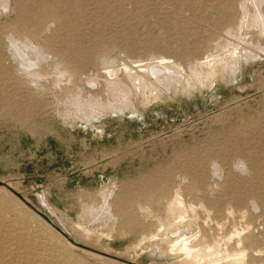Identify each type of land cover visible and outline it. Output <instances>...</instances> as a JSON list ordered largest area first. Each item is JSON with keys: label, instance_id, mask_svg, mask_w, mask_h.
Masks as SVG:
<instances>
[{"label": "rangeland", "instance_id": "rangeland-1", "mask_svg": "<svg viewBox=\"0 0 264 264\" xmlns=\"http://www.w3.org/2000/svg\"><path fill=\"white\" fill-rule=\"evenodd\" d=\"M241 1L0 0V264H231L234 253L264 264V51L252 31L251 46L227 35ZM23 37L48 54L32 83L9 47ZM228 41L256 58L186 87L187 67L225 56ZM160 61L182 69L155 100L113 95L93 119L65 111L75 94L110 84L116 95L124 65ZM60 70L71 80L55 82ZM105 191L110 219H89ZM177 198L196 217L173 220ZM183 241L207 258L191 260Z\"/></svg>", "mask_w": 264, "mask_h": 264}, {"label": "bare ground", "instance_id": "bare-ground-1", "mask_svg": "<svg viewBox=\"0 0 264 264\" xmlns=\"http://www.w3.org/2000/svg\"><path fill=\"white\" fill-rule=\"evenodd\" d=\"M263 5H264V0H242L241 6L238 5V8L240 6L239 12L241 13V15L239 17V21L237 22V28H238L237 30L238 31L228 32L227 35L236 39L237 40L236 42H239L241 44L244 43V45H246V46H249V45L251 46L252 45L251 42L250 41L248 42L246 37L243 35H246L249 31L250 32L252 31L255 34V37L257 39L253 48L256 50H259V51H264V47H261V45L259 43L260 40H264V11L262 10ZM42 13L45 16L48 14L44 10H42ZM13 40L15 42L9 41L10 45L9 44L8 45L10 48L13 49V52L11 54H14L16 56V58H18L17 60H20L19 61L20 63H18L17 65L20 64L21 68L18 67L19 70L17 71V73L21 74L23 76V79L29 83L30 82L32 83V81L35 82V80L38 81L37 77L38 76L43 77L45 74L43 73L44 74L43 75L40 73L39 75L35 76V75H33V73H32L33 70L31 68L33 66L37 65L38 63L45 61L46 56L48 54L46 55V53L43 52L37 46L36 42H33L32 40H31V42L26 41L28 39L24 40V37L18 38V39L13 38ZM225 44H226L225 45L226 49L228 47V50H227L228 53L224 54L225 56H223V54H220L217 57H211V59H209V60L195 61L193 65L187 67V69L185 71V74L187 77L186 87H188V88L191 87L192 90H195L196 88H199V87H205L206 88V86H208L209 83H211L213 81V79H215L217 76H219L220 78L222 77L223 79L224 78L229 79L230 76L233 75V72L236 70V68L240 62L245 63V62H248V61L256 58V54L254 52H252V50L251 51L245 50V49L241 48L240 46L237 47L236 44L233 45L229 41ZM224 53H226V50ZM185 55H187V53L181 52V56H185ZM123 67H124V69L121 72L123 73V75H126L125 78L127 79V82H125V85H124L125 87H120V91L116 95L112 92L113 88H111L110 84L103 86V95L102 94H100V95L99 94L87 95V93H85L82 97H80L77 94H75L73 97H71V99L69 98V100L67 102L68 104L65 108L66 109L65 111L68 112L69 115H71L75 118L81 119V120H83L87 117L93 119L94 116L103 114L107 111H111L115 107L114 105L116 104L117 101L114 98H112L113 95L117 99L121 98V100H123V99L126 100V99H130V98L132 100L137 96L140 98V101H142L143 103L145 102V104H146L148 100L150 101V99L154 98V100H155V98L159 94V91H160V95H161V89H160L161 87L159 88V86L163 85L166 87L169 84L176 82L178 80V78L173 77L172 73H178L179 70L182 69V67H179L176 65H165V63H162L161 61H160V63L156 62V63L148 64L147 66L144 67L145 68L144 71H137L136 69L131 68L127 65H124ZM66 71H64V70L57 71L56 73H58V74H57V78L55 79V82L59 83V82H62V80H64V79H65V82L70 81L71 77ZM107 74H108V76L113 77L115 75V71L107 70ZM110 91L113 93L112 95L109 94ZM162 93H163V91H162ZM143 103H141V104H143ZM63 106H65V105H63ZM66 118H68V117L66 116ZM145 188L147 189L146 186H145ZM107 189H109V188H107ZM127 191H128V189H127ZM124 192L126 193V191H123V193ZM102 193H103L102 196H101V194L99 196L101 199V200L100 199L99 200L102 201L101 204L99 202L101 207L98 209H93V208L88 209L89 210L88 215H87L88 218L90 217L91 219H97V218L101 217V218H105L106 221H107V219H110L109 218L110 214L108 211V209L110 210V207H109L108 202H107V197L109 195L107 196L108 192H106L105 194H104V192H102ZM109 193H111V192H109ZM108 200H109V198H108ZM40 201H41L40 203H42L43 206L50 211V213L53 212V211H51L50 207L48 206L46 200L43 197H40ZM168 206H169L167 208L168 214L170 215V217L173 220L176 219L178 224L182 223V221L184 222V218L186 216L188 217L189 213H191L190 218L196 217V216H194L196 214L194 207L192 208L191 205H189L187 207L179 198H177V200H174L173 202H171L170 205H168ZM110 217H112V216H110ZM101 220H103V219H101ZM112 220H113V217H112ZM111 221L109 220V222H111ZM187 222H189V221H187ZM109 225H112V224H109ZM109 225H107V226H109ZM194 234H192V235H194ZM197 234H199V233L197 232ZM183 237H185V236H182V238ZM195 237H196V235H195ZM57 238L52 236L50 239L58 241ZM62 241L59 242L61 244H59L60 246L57 248V251L59 252V254L60 253L62 254L63 252H65L64 250L66 248V246L63 244ZM185 241H190V240H186V238H185ZM54 243L57 245L56 242H54ZM66 243H67V245H70V243H68V242H66ZM179 243H180V241H179ZM183 243H184V241H183ZM186 244H188V242L183 244L182 250H183V252H185V255L187 254V256L189 255L191 257L190 258L191 260L195 259L197 262H199L201 259L207 258V254L205 251H203L204 253L201 251L197 252L198 251L197 249H196V252H195V250L192 251L193 247H192V250H190L186 246ZM236 244H238V243H236ZM193 245L196 246V244H193ZM174 246H176V245H174ZM175 248H177V247H175ZM201 249H202V247H201ZM204 249L205 248H203V250ZM172 250H173V248H172ZM178 250H175V251H178ZM211 253H213V252H211ZM214 254H212V255H214ZM243 255H245V254L235 255V253H234V256H233L234 259L231 261V264H243ZM220 256H222V255H220ZM230 256L231 255H229V257ZM209 259H211V258H209ZM209 259H207V260H209ZM211 260L213 261V259H211ZM214 261H215V259H214ZM229 262H230V260H229ZM219 263H221V262L219 261ZM73 264H83V263L74 262ZM201 264H202V262H201Z\"/></svg>", "mask_w": 264, "mask_h": 264}, {"label": "water", "instance_id": "water-1", "mask_svg": "<svg viewBox=\"0 0 264 264\" xmlns=\"http://www.w3.org/2000/svg\"><path fill=\"white\" fill-rule=\"evenodd\" d=\"M61 235H63V237L66 239V240H69V238L66 236V235H64L63 233H60ZM72 244L74 245V246H77L75 243H73L72 242ZM107 258H109V259H111V260H114V261H117V262H120V263H123V264H131V263H129V262H125V261H121V260H119V259H117V258H115V257H111V256H107V255H105Z\"/></svg>", "mask_w": 264, "mask_h": 264}]
</instances>
